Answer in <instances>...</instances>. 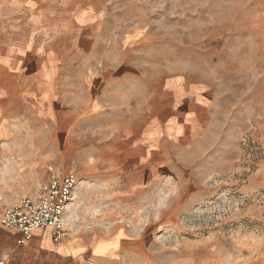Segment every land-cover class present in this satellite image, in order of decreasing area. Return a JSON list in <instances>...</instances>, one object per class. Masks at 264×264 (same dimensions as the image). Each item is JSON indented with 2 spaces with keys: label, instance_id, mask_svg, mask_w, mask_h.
Wrapping results in <instances>:
<instances>
[{
  "label": "rangeland",
  "instance_id": "rangeland-1",
  "mask_svg": "<svg viewBox=\"0 0 264 264\" xmlns=\"http://www.w3.org/2000/svg\"><path fill=\"white\" fill-rule=\"evenodd\" d=\"M61 5L98 19L102 66L122 74L125 106L131 88L141 112L155 95L163 118L162 86L177 81L209 111L190 140L163 146L155 178L130 181L126 150L141 125L118 133L92 119L64 139L69 126L40 122L25 103L39 95V60L26 56L27 69H0V208L70 175L68 241L90 250L46 264H264V0H0V46L31 37L46 9L59 21Z\"/></svg>",
  "mask_w": 264,
  "mask_h": 264
},
{
  "label": "crops",
  "instance_id": "crops-1",
  "mask_svg": "<svg viewBox=\"0 0 264 264\" xmlns=\"http://www.w3.org/2000/svg\"><path fill=\"white\" fill-rule=\"evenodd\" d=\"M56 9L59 21H52L46 16L49 14L48 9L43 14L39 6L32 8L31 13L37 25L43 14L41 26L38 25L31 37L26 36L23 40L0 46V69L13 75L17 70L27 69L23 62L26 56L38 58L39 95L37 100L27 98L25 103L36 110L40 122L69 126L64 139L77 126L91 123L92 119L106 126H118V133L119 126L141 125L138 129H132L133 147L126 150L127 157L137 159L134 161L137 164L124 175H128L130 181L140 182L137 175L141 172L143 174L139 175H142V179L148 178L150 182L156 175V156L165 155L163 146L170 140H190L202 125L209 111L204 93L177 81L164 82L162 90L170 94L171 101L163 118L156 113L155 95L144 97L150 106L141 112L132 104L135 95L131 88L128 90V101L131 103L125 106L124 96L119 95L124 88L120 85L122 74H119L118 69L110 70L102 66V56L109 54L107 51H98L102 36L99 35L98 19L94 18L92 10L85 6L66 5ZM151 101L154 102V108ZM57 131L56 139L59 140L62 129L58 128ZM116 172L118 178L123 175L121 172L118 174L119 167ZM146 173L148 176L144 177ZM46 184L41 186L45 187ZM6 207L0 208V214ZM20 237L15 230L0 224V262L46 264V256L73 259L87 255L90 250L85 245L69 242V238L56 245L51 240L49 230L33 232L32 237L22 244L19 242ZM98 249L96 246L93 251L102 252Z\"/></svg>",
  "mask_w": 264,
  "mask_h": 264
},
{
  "label": "built area",
  "instance_id": "built-area-1",
  "mask_svg": "<svg viewBox=\"0 0 264 264\" xmlns=\"http://www.w3.org/2000/svg\"><path fill=\"white\" fill-rule=\"evenodd\" d=\"M75 185L70 175L52 177L38 198H20L3 209L0 224L18 232L21 244L37 230H49L52 242L61 244L70 237L65 216Z\"/></svg>",
  "mask_w": 264,
  "mask_h": 264
}]
</instances>
